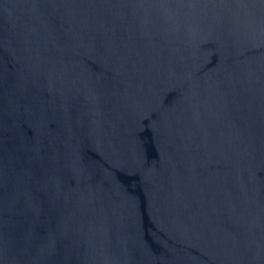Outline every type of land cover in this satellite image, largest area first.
Segmentation results:
<instances>
[{
	"label": "water",
	"instance_id": "95a60500",
	"mask_svg": "<svg viewBox=\"0 0 264 264\" xmlns=\"http://www.w3.org/2000/svg\"><path fill=\"white\" fill-rule=\"evenodd\" d=\"M0 264H264V0H0Z\"/></svg>",
	"mask_w": 264,
	"mask_h": 264
}]
</instances>
